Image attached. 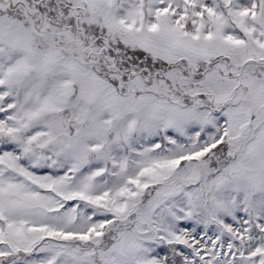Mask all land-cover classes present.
Wrapping results in <instances>:
<instances>
[{"label":"snow or ice","instance_id":"obj_1","mask_svg":"<svg viewBox=\"0 0 264 264\" xmlns=\"http://www.w3.org/2000/svg\"><path fill=\"white\" fill-rule=\"evenodd\" d=\"M0 264H264V0H0Z\"/></svg>","mask_w":264,"mask_h":264}]
</instances>
